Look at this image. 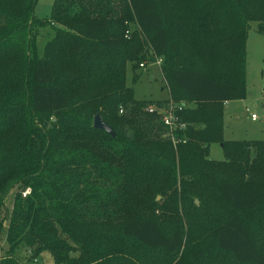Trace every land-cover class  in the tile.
Returning <instances> with one entry per match:
<instances>
[{
	"label": "trees",
	"instance_id": "1",
	"mask_svg": "<svg viewBox=\"0 0 264 264\" xmlns=\"http://www.w3.org/2000/svg\"><path fill=\"white\" fill-rule=\"evenodd\" d=\"M166 2L55 0L52 19L45 22L34 15L37 0H0V136L25 140L16 160L0 158V251L3 237L8 245L0 264H33L45 252L54 264H144L143 256L130 255L125 240L174 254L184 246L183 228L167 231L145 216L155 205L152 193L186 202L211 187L229 210L210 230L214 247L238 264H264V250L244 218L254 213L264 232V140L223 137L224 104L246 95L245 46L253 13L247 0H221L222 15L232 25L226 27L219 16L221 24L201 29L185 46L172 40L185 18L172 14ZM130 20L162 60L174 103H190L177 112V123L185 128L176 129V145L160 114L169 102L136 100L126 86L128 65L135 62L142 70L144 64ZM37 23H52L56 36L44 55L31 60L30 31ZM50 48L65 68L79 63L84 87L94 89L96 94L84 98L90 106L86 117L71 109L53 55H47ZM24 55L22 90L5 96L4 75ZM97 115L115 136L94 128ZM71 120L67 132L63 128ZM121 125L132 134L120 133ZM212 143L226 150V160L210 159ZM12 189V208L5 215ZM21 246L30 251L28 263L15 258ZM201 254L194 252L187 264H198Z\"/></svg>",
	"mask_w": 264,
	"mask_h": 264
},
{
	"label": "rangeland",
	"instance_id": "2",
	"mask_svg": "<svg viewBox=\"0 0 264 264\" xmlns=\"http://www.w3.org/2000/svg\"><path fill=\"white\" fill-rule=\"evenodd\" d=\"M54 3L55 0H37L34 10L36 19L50 22ZM221 5V0H179V2L177 0H167L166 6L170 12L185 18L183 19L185 21L183 24L184 29L174 31L172 40L177 41V43L180 40L179 45H191L194 36H199V33L202 32L201 29L207 28L208 31L211 26L221 24L219 16L225 26L230 27L232 25L231 19L222 15ZM247 5L254 18L250 23L245 46L246 95L244 98L233 99L223 106V137L225 140H264V34L258 32L260 30L264 32V0H247ZM128 26L134 43H138L142 48L144 57L142 62L146 67L141 70L135 67V62L130 63L127 69L126 86L133 89L136 100L174 102L175 100L171 96V87L163 77L162 70H159L153 64L156 56L150 48L148 36L138 30L133 20L128 21ZM195 26H198V32L193 35L192 32ZM32 27L30 31V51L27 53V57L34 60L37 55L42 56L45 54V46L56 36V26H53L52 23H37ZM261 27L263 29H260ZM51 48L47 51V55L49 56L48 53L53 55L57 81L66 92L71 109L80 116H84L87 114L86 110L90 108L86 105L84 98L89 96L88 94L96 93L93 88L84 87L79 63L65 68L66 64L57 61L55 49ZM24 61L25 55L20 59L19 57L16 58L11 66V73L4 75L9 78V83L6 84L7 93L5 96L12 97L16 92L22 90L23 70H25L27 63ZM135 78L137 79L136 83L133 81ZM181 103L187 107L190 105L189 102L183 101ZM126 109L124 113L121 111L120 114L123 113L126 116ZM253 115L256 116L254 120L252 119ZM72 122V120L68 121L63 129L70 132ZM24 130L22 129V131ZM117 130L122 134H126L125 136L132 134L128 127L125 128L122 125ZM24 142L23 137L18 138L16 136L12 139L11 136H0V158L11 157L16 160L22 154ZM174 150L176 156L179 155L178 149L174 148ZM209 152L210 159L214 161L226 160L227 152L219 143H212ZM211 188L204 196H188L186 202L178 198L177 195L171 197V194L167 193H152L151 201H155V205L152 208L150 207L149 211L151 213L145 211V216L156 218L167 231L174 226H181L185 234L184 246L174 254H166L159 250L142 248L130 240H125L130 255L143 256L144 264H187L194 252L201 251L202 259L198 264H238L229 254L223 253L214 247L210 230L215 223L229 215V210L220 200L216 188ZM14 191L15 189L11 190L5 201V215L12 208ZM27 192L31 193V189H27ZM177 194L179 195V193ZM256 217L254 213L244 216L245 220L253 226L252 230L257 243L264 250V232L255 224ZM2 247L0 257L4 256L8 248L5 237H3ZM15 258L20 262L28 263L31 258L29 249L21 246L16 250ZM33 264H54V261L50 254L45 252Z\"/></svg>",
	"mask_w": 264,
	"mask_h": 264
},
{
	"label": "built area",
	"instance_id": "3",
	"mask_svg": "<svg viewBox=\"0 0 264 264\" xmlns=\"http://www.w3.org/2000/svg\"><path fill=\"white\" fill-rule=\"evenodd\" d=\"M158 67L159 70H161L162 60L160 58H156V62L153 63ZM142 68H145L146 66L144 64H141ZM184 108V104H175L174 102H169L167 107L165 109L160 110V114L162 115V121L164 125L167 128V134L166 136L171 138L172 142L176 145L177 139H176V129L181 128L184 129L185 125H178V117L177 112L182 111ZM252 119H256V116L253 115ZM28 192H26L24 195H26Z\"/></svg>",
	"mask_w": 264,
	"mask_h": 264
},
{
	"label": "water",
	"instance_id": "4",
	"mask_svg": "<svg viewBox=\"0 0 264 264\" xmlns=\"http://www.w3.org/2000/svg\"><path fill=\"white\" fill-rule=\"evenodd\" d=\"M148 111H153V110H148ZM94 128H96L98 130L105 131V132L109 133L110 135L115 136V134L113 133V130L111 129V127H109V125H107L102 120L100 115H97L94 118Z\"/></svg>",
	"mask_w": 264,
	"mask_h": 264
}]
</instances>
